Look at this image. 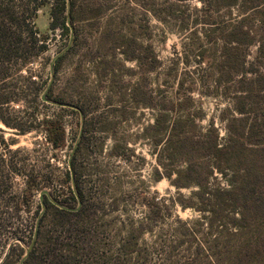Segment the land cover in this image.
Instances as JSON below:
<instances>
[{
    "label": "rangeland",
    "instance_id": "obj_1",
    "mask_svg": "<svg viewBox=\"0 0 264 264\" xmlns=\"http://www.w3.org/2000/svg\"><path fill=\"white\" fill-rule=\"evenodd\" d=\"M58 1L49 0L39 12L49 51L29 67L46 89L51 83L50 98L10 107L23 120L34 111L38 121H54L64 137L56 148L40 125L18 135L0 124V156L20 170L5 172L0 261L9 255V264H22L21 248H30L44 216L39 261L214 264L216 232L196 209L198 188L177 189L167 178L157 182L164 168L154 144L157 131L170 126L168 118L188 114L196 124L191 132L214 126L226 136L221 116L230 102L218 83L223 43L213 30L238 18V7L211 0L205 15L198 0H66L75 5L73 24L66 15L68 34L50 28L51 5ZM249 54L250 62L256 48ZM191 82L196 86L188 92ZM182 100L181 108L170 110ZM33 171L43 189L28 195L26 175ZM227 186L218 173L208 180L212 190ZM44 190L49 195L41 201ZM54 207L75 214L56 215Z\"/></svg>",
    "mask_w": 264,
    "mask_h": 264
},
{
    "label": "trees",
    "instance_id": "obj_2",
    "mask_svg": "<svg viewBox=\"0 0 264 264\" xmlns=\"http://www.w3.org/2000/svg\"><path fill=\"white\" fill-rule=\"evenodd\" d=\"M198 1L205 7L201 12L205 15L210 12L211 0ZM218 2L226 8L237 6L240 13L238 18L216 24L213 30L223 43V70L218 83L224 86L221 95L230 102L221 116L226 124V136L214 126L206 132H191L188 128L196 125L192 114L168 118L170 126L157 131L159 138L154 144L164 168L163 173H157L156 181L167 178L177 189L198 188L195 194L201 206L196 209L207 215L211 233L216 232L210 246L217 256L214 264H264V0ZM49 4V0H0V124L18 135H26L35 125H40L48 142L57 148L64 137L59 125L47 118L38 121L34 111L27 114L28 120H23L10 107L22 102L38 104L45 92L47 82L40 78L34 80L29 67L49 51L48 35L42 34L37 25L39 12ZM74 11V3L68 4L66 0L51 5V30L61 29L69 34L66 15L73 24ZM252 47L256 48V55L249 62ZM213 76L211 73L210 79ZM195 86L196 82H191L188 92ZM46 97L50 98L49 92ZM188 97L190 102L192 98ZM183 101L172 105L170 110L177 111ZM1 142L5 146L4 140ZM6 169L20 171L13 161L6 162L1 155L0 198L6 183ZM217 173L225 178L228 186L212 190L208 180ZM26 179L28 195L35 188L43 189L39 188L36 172L27 174ZM54 208L56 215L75 214L74 210ZM5 220V213L0 211V227ZM228 223L234 232L228 233ZM39 239L40 235L26 258L21 248L18 262L57 264L39 261ZM9 258L7 255L0 264H9Z\"/></svg>",
    "mask_w": 264,
    "mask_h": 264
},
{
    "label": "water",
    "instance_id": "obj_3",
    "mask_svg": "<svg viewBox=\"0 0 264 264\" xmlns=\"http://www.w3.org/2000/svg\"><path fill=\"white\" fill-rule=\"evenodd\" d=\"M68 4H69V2H68ZM68 9H69V7H68ZM68 26L70 27V22H69V20H68ZM72 32H73V31H72ZM55 60H56V58L52 61L51 66H53ZM51 68H52V67H51ZM50 88H51V83L49 84L48 88L46 89V91L44 92V94H43V96H42V100H43V101H47V97H46V95H47V93H48V91H49ZM46 195H47V196L49 195L48 192H47L46 190H44V191L41 192V196H40V197H41V201L43 200L44 196H46ZM40 218H41V217H40ZM40 218L38 219V223H37V227H36V232H35L34 240H33L32 244H31L30 248L27 250L25 258L27 257V255L29 254L31 248H32L33 245L35 244V240H36V237H37V232H38V226H39ZM25 258H24V259H25Z\"/></svg>",
    "mask_w": 264,
    "mask_h": 264
}]
</instances>
